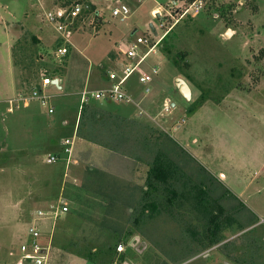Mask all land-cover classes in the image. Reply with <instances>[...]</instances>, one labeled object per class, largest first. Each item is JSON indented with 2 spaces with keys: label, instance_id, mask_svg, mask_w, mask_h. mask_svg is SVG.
Here are the masks:
<instances>
[{
  "label": "rangeland",
  "instance_id": "1",
  "mask_svg": "<svg viewBox=\"0 0 264 264\" xmlns=\"http://www.w3.org/2000/svg\"><path fill=\"white\" fill-rule=\"evenodd\" d=\"M171 1L124 0L130 17L121 21L112 17L117 3L111 0H0V230L5 231L0 264L12 258L10 249L23 262L20 246L31 217L40 209L51 211L61 200L69 212L53 228L52 220L46 224L53 236L51 264H126L127 258L140 264H179L196 256L214 259L208 249L227 240L233 245L247 241L253 249L241 258L246 264H264V226L242 235L251 218L220 176L201 165L211 162L215 150L213 168L241 189L247 179L255 180L261 185L255 197L264 199V0H211L201 14L178 23L152 16L154 8H167ZM76 3L91 7L85 24H75V33L88 34H74L65 45L47 14ZM139 37L149 46L160 40L142 67L153 77L146 112L93 100L79 110L80 95L74 93L89 84L94 91L99 75L122 70L125 53ZM62 46L69 53L59 58ZM11 62L18 80L9 89ZM45 75L59 78L64 89L60 98L55 88L48 89L55 108L50 130L44 121L22 119L20 109L7 111L11 101L28 95ZM177 79L189 85L191 99L182 95ZM126 87L131 95L136 91L135 97L144 93L138 74ZM65 100L74 105L64 129L56 110ZM166 103L172 106L169 111ZM32 105L29 111L46 117L45 108L36 101ZM76 119L78 138L84 139L77 140L71 167L48 164L47 156L61 151V139L73 134ZM189 129L197 131L203 155L182 146ZM24 136L31 140L30 148L40 140L38 153L27 146L16 150L25 144ZM161 163L169 172L158 179L153 169ZM201 206L215 211L217 222L209 225L198 211ZM143 242L149 247L142 254ZM120 244L127 250L117 255ZM223 247L218 251L223 253ZM231 251L239 253L238 248Z\"/></svg>",
  "mask_w": 264,
  "mask_h": 264
},
{
  "label": "built area",
  "instance_id": "2",
  "mask_svg": "<svg viewBox=\"0 0 264 264\" xmlns=\"http://www.w3.org/2000/svg\"><path fill=\"white\" fill-rule=\"evenodd\" d=\"M117 3V6L113 8L112 17L120 18L121 21H126L130 17V10L126 5L123 4L124 0H111ZM211 0H172L167 8H160L157 14L160 18L169 17L176 23L181 21L186 17H196L201 14ZM165 14H163V11ZM90 11L89 6L85 4L76 3L70 7L58 6L54 12L47 14V19L56 24V30L61 36L62 44H71V39L75 33V24L80 21L85 24L86 18H84L85 13ZM95 16H99L97 12ZM95 18H92L89 22V26L94 25ZM82 24V25H83ZM163 26V25H162ZM161 26V27H162ZM170 28L163 34L161 40L169 33ZM160 43V40L154 42L152 46H149L147 39L139 37L132 46L127 50L126 63L124 64L122 70L117 73H110L109 77L112 81L111 87L98 91L86 90L81 96V109L90 101H111L119 104H133V96L127 91L126 84L129 79L134 75L138 74L139 84L143 86V91L145 94L151 92L150 84L153 82V77L144 72L142 67L148 58V56L153 53ZM148 51L141 52V47H147ZM69 53L67 47L62 46L59 48L57 55L59 58L65 57ZM157 68L153 69V73L156 74ZM121 73V74H120ZM59 78H52L50 76H43L41 79L40 86L32 90L28 95H20L15 102L11 101V107L9 112H14L15 109H20L21 107H27L32 102H38L43 108L46 109L48 115L55 114V108L53 107L54 96L49 93L48 89L53 87L59 89L60 85H55L54 80ZM17 103V104H16ZM174 106V104H173ZM164 109L169 111L172 109L171 104L166 103ZM77 133L75 131L72 138H67L61 141L60 154H49L47 156L46 162L48 164H56L58 162H63L66 165L67 170L71 167L74 161L75 154V139ZM58 207H54L51 211L38 210L30 219V224L26 231V236L24 242L20 246V255L23 262L19 264H51L50 256L53 244V236L47 233V221L52 222V228L55 225L54 222L61 216L69 212L68 206L62 202ZM264 224V220H263ZM51 227V225H50ZM47 230V231H46ZM126 247L123 244L118 245L117 252H125Z\"/></svg>",
  "mask_w": 264,
  "mask_h": 264
},
{
  "label": "crops",
  "instance_id": "3",
  "mask_svg": "<svg viewBox=\"0 0 264 264\" xmlns=\"http://www.w3.org/2000/svg\"><path fill=\"white\" fill-rule=\"evenodd\" d=\"M86 6H88V5H86ZM159 7L154 8L151 11L152 12V16H153V14L155 12H157L160 9ZM161 8H163V7H161ZM88 27L89 26L87 25V28ZM101 30L102 29H100V31L96 35H99V33L101 32ZM82 32H84V31H82ZM81 33L80 34L79 33H74V34H78L81 37L86 36L88 34L86 32L85 34L81 35ZM35 35H37V34H35ZM11 64H12V62H11ZM11 71H12V77L13 78H12V82L9 84L10 85L9 86V89H10L11 85H14V84L17 85V80H18L17 69L15 68V66L13 64H12ZM108 73L110 74L109 71H108ZM113 73H117V72H115V70H114ZM98 79H99L97 81L98 82V88L97 89H94V91L103 90V89H107V88L111 87L112 81L110 80V77H109V75L107 73L104 76L99 75ZM40 83H41V81H40ZM59 85H60V88L59 89H56V91L58 92L56 94V96L60 98L62 96L61 92L64 91L60 79H59ZM90 85L91 84H89V86L86 85V87L84 88V90L82 92L74 93V95H76V96H79L80 95L79 110H81V106H82L81 105V96H82V93L84 91L88 90L90 88ZM38 86H40V84ZM128 92H130V91L128 90ZM135 92L133 93L134 95H135ZM134 95H132L133 96V99H134V103L133 104H121V105L117 104V105H119V108H121L122 111H124V110L126 111L129 107L133 108L132 106H134L139 111L142 110V111H145L146 112V110H144V109H146V107H145L144 104H145V100L147 99V96L148 95H146L144 93H141L138 97H135ZM65 101H62V103L58 106L59 107L58 109L56 108L57 109L56 110V114L58 115V118L61 119V127L63 126L62 128H64V129L67 126L70 125L68 118L70 117V115H69L70 114V108H73L72 106L74 105V103L72 101H70V100H68V101L65 100ZM100 102H103L100 105L104 106V105H106V103H110L111 101H100ZM174 105H176V104H174ZM32 106L33 105L31 103L27 107H24V108L21 107L20 108V110H22V112H24V115H25L24 117L22 115L21 118L22 119H26V121H30V122L44 121L43 123L45 125H47V128L46 129L47 130H50V127H49L50 118H51V116H54L55 114L54 115H48L47 113H44L46 115L45 118H43L41 116H40V118H38L39 115L36 116L35 113H32L31 111H29L32 108ZM7 111L9 112V109ZM16 111H19V110H16ZM16 111H14L12 113L9 112V113L10 114H13ZM76 118L78 119V117H76ZM195 118H196V122H195V119H192V122L193 123H192V125H190V128H194V125L195 124H196V127H197V123L199 121V117H197V115H195ZM77 119L75 120V122H73V128H74V130H73V134L70 135L71 137H73L75 131L77 133V137L75 139V148H76V145H77V140L84 139V138H81V137L78 138L79 126H78V122H77L78 120ZM77 128H78V130H77ZM194 130H195V128H194ZM188 132H189L190 137H187L186 140H183V142L181 143L182 146H184L185 149L186 148L193 147V149H192L193 152H195L196 154H200V155L202 154L203 155L204 154V152H203L204 151V147H203L204 145L203 146H200L202 143H200V140L198 139V137H196V134H197L196 132L197 131L194 132V131H191L189 129ZM70 136H68L67 138H69ZM22 138H23V136H22ZM25 138H26L25 144H23L22 147H20L19 149H16V150H22V149L26 148V146H27V148L29 149L30 152H32V153H38L40 151V144H39L40 140L38 141L37 139H35V140L38 141L37 145L36 146H33L32 145L33 148H30L29 143L31 142V140L28 141L27 137L24 136V139ZM67 138L65 137V138H62V139L64 140V139H67ZM62 139H61V141H62ZM35 140L33 142H35ZM22 143H24V142H22ZM194 146L195 147L197 146V149H194ZM212 149H213V146H212ZM60 153H61V151L58 152V153H55V154H60ZM212 153L213 154L212 155H209V157H208V158L211 159V162L207 161L208 160L207 159L206 162L203 161V163H201V165L208 172L210 171V172H213V174H215L217 176H220L221 180H223L224 184L226 185V188L228 189L227 191H230L231 193L230 192L229 193L231 195H234V197H236L238 200H240V202H241V210L244 211L251 218V220H250V227L247 228V229H245V230H243V234L242 235L248 234L249 232H253L259 226L260 227L261 226H264V224H263V220H264V199H262V197H257V196L255 197V193L257 195V193L260 192L261 189L259 187L261 185L260 184H256V181L253 180V179H247L244 183H242L241 184L242 189H241V187L239 188V186L237 184H231V183H229L228 182L227 175L222 170H220V169L219 170H216V169L213 168L214 167V163L212 161H214V157H215L216 151L214 150ZM195 158H197L196 155H195ZM262 185H264V184H262ZM253 186H256V189L254 191V194H249V191L253 188ZM4 233H5L4 229H1L0 230V239L3 238L2 236H4ZM5 241L7 242L6 237H5ZM130 244H132V243H129L128 245H130ZM256 245L257 244H255V246ZM142 246H143V250L141 252L143 254L145 251L148 250L149 244H147L146 242H143V245L141 244V247ZM221 246H224L223 247V250H224L223 253H221V252L218 251ZM232 246H234V247H232ZM126 248H127V246H126ZM232 248L233 249L238 248L239 253L237 254L235 252H232L231 251ZM2 249H3L2 242L0 240V251H2ZM250 249H253V247H252L251 244L247 243V241L246 242L245 241H241V242H239V244L233 245V243H231L229 240H227L226 242H224L222 244H218V246L213 245L212 248L208 249V250H212L213 251V253H209V254H212V255L214 254L215 255V258L214 259H208L209 258L208 257L209 255L207 257H205V256L204 257L203 256H201V257L200 256H196L194 258L187 259V260H185V261H183V262H181L179 264H246V259H242L241 258V255L242 256L245 255V253H247ZM126 250L123 253H118L117 252V255H122V254L126 253ZM215 251H218V252L217 253H214ZM13 254L14 253H13L12 249H10L9 250V255H11L12 258L9 256V258H11V260L8 258L6 260V262H5L6 264L7 263L11 264V262H14L15 263V261H16V263L19 264L20 261L18 262V257H16V259L13 258V256H14ZM201 258H203V259H201ZM132 259L127 258V259H125L124 262L126 264H140L139 262H136L134 259L133 260ZM69 261H67V262L64 261L63 263L61 262V264H70ZM73 264H90V263L89 262H85L83 260H80V261L79 260H75ZM92 264H94V263H92Z\"/></svg>",
  "mask_w": 264,
  "mask_h": 264
},
{
  "label": "trees",
  "instance_id": "4",
  "mask_svg": "<svg viewBox=\"0 0 264 264\" xmlns=\"http://www.w3.org/2000/svg\"><path fill=\"white\" fill-rule=\"evenodd\" d=\"M89 8H91L90 6H89ZM162 165V163L161 164H159V165H157V166H155L154 167V169H153V173H154V175H155V177L156 178H158V179H161V177H164V176H166V177H168V172H169V170H168V168L167 167H163V166H161ZM197 201V203H200L201 202V199L199 198L198 200H196ZM198 211L207 219V220H209L210 221V224L209 225H211V221L213 222V223H215V222H217L215 219H216V216H217V214L215 213V211L213 212V211H210V212H207V209L206 208H204L203 206H201L200 208H198ZM208 217V218H207ZM210 218V219H209ZM234 224V223H233Z\"/></svg>",
  "mask_w": 264,
  "mask_h": 264
},
{
  "label": "water",
  "instance_id": "5",
  "mask_svg": "<svg viewBox=\"0 0 264 264\" xmlns=\"http://www.w3.org/2000/svg\"><path fill=\"white\" fill-rule=\"evenodd\" d=\"M150 26H151V29L154 31L155 30L154 25L151 24ZM177 82H178L177 85H178L182 95L186 99H191L192 92H191V89H190L189 85L186 83V81H184L183 79H177ZM54 83H55V85H58L59 84V79H55Z\"/></svg>",
  "mask_w": 264,
  "mask_h": 264
},
{
  "label": "bare ground",
  "instance_id": "6",
  "mask_svg": "<svg viewBox=\"0 0 264 264\" xmlns=\"http://www.w3.org/2000/svg\"><path fill=\"white\" fill-rule=\"evenodd\" d=\"M229 35H231V34H229Z\"/></svg>",
  "mask_w": 264,
  "mask_h": 264
}]
</instances>
